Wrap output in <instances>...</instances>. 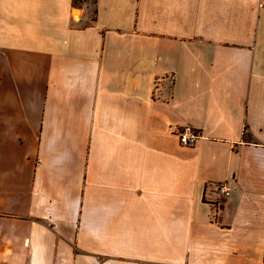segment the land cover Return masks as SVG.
Wrapping results in <instances>:
<instances>
[{
    "label": "crops",
    "instance_id": "obj_1",
    "mask_svg": "<svg viewBox=\"0 0 264 264\" xmlns=\"http://www.w3.org/2000/svg\"><path fill=\"white\" fill-rule=\"evenodd\" d=\"M0 264H264V0H0Z\"/></svg>",
    "mask_w": 264,
    "mask_h": 264
},
{
    "label": "built area",
    "instance_id": "obj_2",
    "mask_svg": "<svg viewBox=\"0 0 264 264\" xmlns=\"http://www.w3.org/2000/svg\"><path fill=\"white\" fill-rule=\"evenodd\" d=\"M198 138L199 134L189 129L179 132V140L183 146H194ZM216 189L220 198L228 197L231 193V189L225 181L219 182Z\"/></svg>",
    "mask_w": 264,
    "mask_h": 264
},
{
    "label": "rangeland",
    "instance_id": "obj_3",
    "mask_svg": "<svg viewBox=\"0 0 264 264\" xmlns=\"http://www.w3.org/2000/svg\"><path fill=\"white\" fill-rule=\"evenodd\" d=\"M85 0H75L76 4L83 3Z\"/></svg>",
    "mask_w": 264,
    "mask_h": 264
},
{
    "label": "trees",
    "instance_id": "obj_4",
    "mask_svg": "<svg viewBox=\"0 0 264 264\" xmlns=\"http://www.w3.org/2000/svg\"><path fill=\"white\" fill-rule=\"evenodd\" d=\"M74 3L76 4L75 0H74Z\"/></svg>",
    "mask_w": 264,
    "mask_h": 264
}]
</instances>
